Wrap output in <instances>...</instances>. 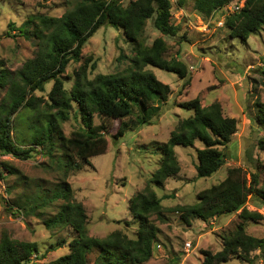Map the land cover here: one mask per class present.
<instances>
[{
    "label": "rangeland",
    "instance_id": "1",
    "mask_svg": "<svg viewBox=\"0 0 264 264\" xmlns=\"http://www.w3.org/2000/svg\"><path fill=\"white\" fill-rule=\"evenodd\" d=\"M77 1L0 0L2 69L15 73L35 56L40 44L35 37L25 38L19 30L13 29L10 33L12 23L18 28L35 14L61 17ZM130 1L123 0V4L127 5ZM172 2L173 21L180 26L177 35H164L156 29L153 19H148L144 38L148 45H152L155 39L163 37L168 44L165 57L188 63L189 76L181 79L173 72L147 67L171 88L167 102L151 124L138 126L134 123L132 129L119 140H115L113 135L120 120L107 124L106 135L110 142L106 153L93 156L90 165L85 164L81 169L74 166L66 168L67 164L71 165V159L66 157L59 142L52 150L53 155H50V148L48 152V148L43 146H34L33 156L28 159L0 155V169L6 175L5 179H0V242L7 232L13 239L35 242L38 246V251L23 264H49L69 252L68 243L75 235L74 230L65 223L55 227L45 223V220L57 215L66 199L54 200L43 206L38 203L36 214L28 215L20 207L28 201L33 202L37 195L39 200L47 192L52 195L50 193L59 187V183H68L72 189L71 200L84 204L89 235L106 237L119 229L131 238L136 237L139 224L129 213L130 200L150 185L162 197L165 219H159L157 214L151 216L160 233L153 247V256L146 264H202L206 250L217 252L222 249V235L241 222V210L208 221L194 219L186 224L180 213L173 209L178 205L196 203L197 194L224 180L228 168L242 167L248 180L252 173L258 174V188L264 191V144L261 143L264 128L258 118L260 108L257 105L258 102L264 104V78L261 73L264 28L247 39L230 34L226 18L238 11L236 6L239 1L224 4L209 18L202 17L192 1H187L182 7L178 6L177 0ZM120 55L124 57L119 59ZM134 55V46L122 29L109 25L101 27L84 46L81 60L69 63L64 74L65 86L71 89L75 81L74 73L86 59H89L88 76L93 78L98 74L124 71L131 65ZM52 87L53 81L45 85V90H36L31 94L41 100L38 109L40 118L46 115L44 107L50 102ZM7 94L8 88L0 86V100ZM196 97L205 106L213 102L221 103L224 114L237 119V131L232 138L229 156L213 175L198 178L197 149L203 144L197 140L194 146L178 145L175 150L180 171L167 178L161 186H156L151 177L161 164L158 143L167 141L179 120L192 114V111L182 108L181 103ZM74 107L77 110L76 105ZM51 112L55 113V110ZM32 119L35 118L31 117V112L23 109L14 122L16 138L18 143L23 144L22 147L27 148L31 143L28 127ZM102 122L101 118L95 117V125ZM60 125L64 136L69 137L73 130L83 126L81 114H70ZM11 206L13 210L9 211ZM246 207L263 215L262 218L246 221V232L264 238V198L250 194ZM63 240L64 246H59ZM250 255L252 261L234 256L222 264H264V251L256 249ZM94 257L95 253L90 254L89 264H94Z\"/></svg>",
    "mask_w": 264,
    "mask_h": 264
},
{
    "label": "trees",
    "instance_id": "2",
    "mask_svg": "<svg viewBox=\"0 0 264 264\" xmlns=\"http://www.w3.org/2000/svg\"><path fill=\"white\" fill-rule=\"evenodd\" d=\"M187 1L194 3L202 17L209 18L215 10L236 0H177V4L182 7ZM172 8V0H131L127 5L123 4V0H79L61 17L35 14L18 28L12 23L10 33L13 29L19 30L25 38H37L40 44L35 56L15 73L2 69L3 62L0 61V86L8 88L7 96L0 100V155L28 159L37 146L48 148V152L50 148V155H53L52 150L59 142L66 157L71 159V165L67 164L66 168L74 166L81 169L85 164L90 165L93 156L106 153L110 142L106 135L107 124L120 120L113 135L115 140L123 138L134 123L138 126L151 124L167 102L171 88L147 67L173 72L181 79L189 76L188 63L165 57L168 44L163 37L155 39L152 45H148L144 38L148 19H153L156 29L164 35H177L180 26L173 21ZM226 19L233 37L247 39L264 28V0H246L238 11L229 14ZM106 25L122 29L134 46L131 65L124 71L90 78L87 69L89 59H86L75 71L74 84L68 90L64 79L66 68L71 61L81 60L82 50L89 38ZM123 57L120 55L119 59ZM94 69L95 64L92 65ZM261 73L264 78V58ZM51 81L50 102L45 104L47 108L44 107L46 115L40 118L38 109L41 100L31 94L36 90H45V85ZM257 105L260 108L258 118L264 128V104L258 102ZM181 107L192 111V114L179 120L167 141L158 143L161 164L151 177L156 186H161L167 178L180 171L175 147L194 146L197 140L203 144L197 149V177L213 175L226 162L237 131V119L226 116L219 102L205 106L196 97L181 103ZM23 109L35 118L28 127L31 143L27 148L18 143L14 123ZM74 112L81 114L83 126L66 137L60 122ZM96 116L103 120L100 125L94 124ZM261 143L264 144V140ZM5 176L0 169V179H5ZM259 182L258 174L252 173L248 180L242 167L233 166L228 168L224 180L201 190L196 203L178 205L173 209L180 213L186 224L194 219L208 221L241 210V222L222 235V249L217 252L206 250L202 264H222L234 256L252 261L251 251H264V238L248 234L245 225L249 219L263 217L258 211L246 207L250 194L264 198V191L258 188ZM58 186L50 193L52 195L47 192L42 200L37 195L33 202L28 201L24 207L20 205L29 215L37 213L38 203L43 206L54 200L66 199L57 215L45 220V223L49 227L65 223L75 235L68 243L69 252L49 264H89L92 253H95L94 264H146L152 258L160 229L151 216L157 214L163 220L165 212L162 197L150 185L130 200L129 213L139 224L135 238L119 229L106 237L89 235L84 204L71 200L72 189L68 183H59ZM8 210H13V207H8ZM64 244V240L59 242V246ZM37 251V243L13 239L6 232L0 242V264H23Z\"/></svg>",
    "mask_w": 264,
    "mask_h": 264
},
{
    "label": "built area",
    "instance_id": "3",
    "mask_svg": "<svg viewBox=\"0 0 264 264\" xmlns=\"http://www.w3.org/2000/svg\"><path fill=\"white\" fill-rule=\"evenodd\" d=\"M237 1H239V2H238V5L236 6V8L239 10L240 7H242L244 5V3H245L246 0H236L235 2H237ZM240 2H242L243 4L242 5H239ZM233 4H234V2H233Z\"/></svg>",
    "mask_w": 264,
    "mask_h": 264
}]
</instances>
